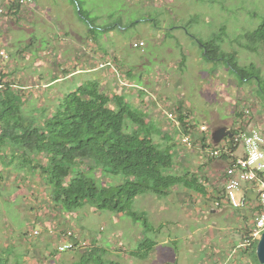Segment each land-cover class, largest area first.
Returning <instances> with one entry per match:
<instances>
[{
	"label": "rangeland",
	"instance_id": "1",
	"mask_svg": "<svg viewBox=\"0 0 264 264\" xmlns=\"http://www.w3.org/2000/svg\"><path fill=\"white\" fill-rule=\"evenodd\" d=\"M36 4L40 11L36 5L34 14L27 12L18 22L11 20L2 26L0 20V73L15 80L28 96L24 113L38 120L51 115L60 109L65 96L94 81V77L86 82L81 76L66 77L74 68L70 61L80 63L90 44L100 43L102 63L115 59L120 67H116L119 72L113 70L112 80L110 75L103 76L102 91L120 94L119 89L127 88L123 81L129 80L128 73L132 72L138 90H130L140 94L145 76L149 92L146 101L154 97L153 92L162 105L160 108L150 100V110L156 114L148 112L149 118L164 130L154 135L155 142L175 145L178 161L184 155L179 166L200 170L209 196L178 187L168 197H137L132 209L144 214L157 229L145 232L143 222H135L128 215L96 211L90 204L73 212L53 209L46 176L44 182L42 176L27 179L24 173L16 174L14 166H0L4 176L0 182V251L15 247L9 264H15L17 254L23 255L20 264H75L87 252L85 246L103 248L105 261L121 264H260L255 243L245 242L256 211L251 206L236 210L220 202L216 187L224 192L223 183L210 170L206 172L208 167L202 168L203 164L211 168L212 161L202 156L196 144L206 138L211 148L218 146L213 133L233 128V121L241 119L240 112L251 104L264 121V47L247 37L264 22V0H36ZM140 42L145 46L135 48ZM200 43L218 46L220 56L209 60ZM79 50L85 55L78 61L75 55ZM233 63L246 74L233 72ZM104 71L100 68L101 74ZM51 75L62 80L47 85ZM125 91L129 104L142 111ZM180 100L191 109L195 124L208 128L205 136L198 127L194 130L195 146L191 150L182 146L164 114L176 113L173 107ZM27 172H31L29 168ZM96 176L106 185H117L124 179L122 175L104 178L100 171ZM36 231L40 235L35 236ZM62 232L77 237L79 250L59 253L56 261L49 259L50 263V253L68 236ZM145 239L157 243L151 256L146 260L132 257L130 251L138 249Z\"/></svg>",
	"mask_w": 264,
	"mask_h": 264
},
{
	"label": "trees",
	"instance_id": "2",
	"mask_svg": "<svg viewBox=\"0 0 264 264\" xmlns=\"http://www.w3.org/2000/svg\"><path fill=\"white\" fill-rule=\"evenodd\" d=\"M0 5H5L8 9L0 20L5 18L4 21L8 23L22 19L21 10L14 12L16 6L11 8L6 0H0ZM79 12L88 20L81 8ZM247 37L249 42L264 47V22ZM203 46L209 60L213 59L212 56L216 58L220 53L219 47L214 44ZM251 68L254 69V66ZM243 69L237 63L231 64V70L241 76L246 74ZM101 87L97 81H87L77 92L64 97L58 111L38 120L29 118L28 114L24 113L29 101L28 96L20 91L21 87L15 80L8 78V75L0 73V166H14L12 170L15 169L14 172L18 171L19 174L24 173L27 179L42 176L44 182L46 176L53 209L73 212L90 204L96 211L128 215L135 222H143L145 232L156 231L144 214L132 209V203L137 197L147 194L168 197L178 187H183L186 192L207 197L208 189L200 177V170L190 171L182 165L179 166V161L183 163L184 155L178 161L175 145L163 146L155 142L154 135L161 134L164 130L155 127L154 120L149 118L148 112L151 110L146 102L144 103L149 92L143 89H139L140 94L137 92L138 98L142 100V104L138 106L142 111H137L129 104L126 95L109 94L103 92ZM150 100L153 98H150L147 104ZM157 103L159 106L160 101ZM175 104L173 108L179 113L184 127L183 134H191L194 138L197 124L188 122L192 115L191 109L181 100ZM155 114L153 110L150 112L152 116ZM234 131L232 130L233 133ZM166 138L167 141L170 140V135ZM203 141L206 142V139ZM227 155L231 153H223L221 158H226ZM28 168L31 172H27ZM181 170H184L182 174ZM98 171L104 178H110L109 175H122L123 182L119 181L117 185L103 184L101 178L96 176ZM3 179L0 171V182ZM258 211L260 212V209H257L256 213ZM158 230L160 231V228ZM248 234L246 240L249 238ZM28 236L27 233L26 237ZM65 240L74 246L68 253L79 250L80 244L74 234L68 233L59 243ZM83 241L81 242L84 243ZM60 244L56 251L50 253L48 260L52 258L56 261V255L66 254L59 251ZM257 244L258 242L253 244L256 253ZM156 245V242L145 239L138 249L130 251V255L146 260ZM250 247L252 246L247 248ZM14 248L13 246L3 249V253L0 251V264H9V257L15 254ZM84 248L88 249L87 252L75 264H121L105 261L107 252L103 248ZM34 249L33 247V251H36ZM16 257L15 264H20L19 260H22L23 255L17 254ZM256 259L258 261L257 256Z\"/></svg>",
	"mask_w": 264,
	"mask_h": 264
},
{
	"label": "built area",
	"instance_id": "3",
	"mask_svg": "<svg viewBox=\"0 0 264 264\" xmlns=\"http://www.w3.org/2000/svg\"><path fill=\"white\" fill-rule=\"evenodd\" d=\"M7 3L14 8V12L21 10L22 13L31 12L32 8L36 6V0H6ZM8 12L5 5H0V17ZM5 18L1 20V25L5 26L10 23H6ZM143 42L135 43L134 47H143ZM7 57V56H6ZM8 58V57H7ZM111 68L117 72L116 67L112 62L107 64H100L99 69ZM168 122L172 123L171 128L173 132L180 136V143L185 148L191 150L194 145V139L191 134H183V125L179 119V114L176 113H164ZM185 114V113H184ZM243 118L241 123H238L236 133L232 138L227 141H223L220 147L211 149L206 146L205 142H199L196 144L197 148H201L204 154L208 153L209 157L213 159H220L223 153H231L238 149L243 150L242 156H235L231 164L227 167L225 172V199L228 204L234 209H241L250 205L247 195L245 194V186H250L255 190L257 194L256 208L260 209L255 215L253 229H251L249 235V242H256L260 240L264 233V226H258V222L264 218V130L258 127L252 120L253 112L251 107H248L242 112ZM188 122L192 125L195 124L193 117L190 116ZM198 127V126H197ZM196 127V128H197ZM200 133L206 134L208 128L201 126ZM208 145V144H207ZM204 148H206L204 150ZM36 235L40 232L36 231ZM73 244L68 241H64L59 245L60 252H66L73 248Z\"/></svg>",
	"mask_w": 264,
	"mask_h": 264
},
{
	"label": "crops",
	"instance_id": "4",
	"mask_svg": "<svg viewBox=\"0 0 264 264\" xmlns=\"http://www.w3.org/2000/svg\"><path fill=\"white\" fill-rule=\"evenodd\" d=\"M36 7H37V12H39L40 11V7L38 5ZM23 14H25V13H22V16H23ZM29 14H34V12L31 10V12ZM84 39H86V37ZM100 46H101L100 43L99 44L91 43L90 46H89V51L87 53V56L85 57V59L83 61H80V63H78L79 65L78 64H72V61H70L71 62L70 65L71 66L74 65V68H72V71L69 72V75L66 78L70 79V78H76V77L81 76L82 82H86V80L88 78L94 77V81L99 82L101 85H103V83H104V77H103L104 75L105 76L106 75H110L109 78H110V80H112L111 77H113L115 75V72H113V70L111 68H109V69L107 68L106 71H104L102 74L100 73L99 66H100V64H103L102 62L104 60L103 52H102L103 48L100 49ZM79 52H80V50L75 55V59H77L78 61L81 60L82 57L85 55V54L84 55L79 54ZM109 62H112L115 67L120 68L119 65L116 63L117 61L115 59H114V61H109ZM109 62H107V63H109ZM107 63H104V64H107ZM181 66H183V64H181ZM117 72H119L118 69H117ZM93 73H95L96 75L92 76ZM104 73H106V74H104ZM130 73L131 72L128 73L129 80H127L125 78V75L123 74V76L125 78V81H123V82H125L124 84H128V86L130 85V86H133V87H131V88L127 87V88H123V89H125V90H127L129 92V96L131 97V99L134 102H136L134 104L136 106H139L140 104H142V100L138 98V96H137L138 93L136 91L132 92L133 90H130V89H138V86H137V84H135V81H134V75L135 74H133V73L130 74ZM120 75H122V74H120ZM49 79H50V81H49V83H47V85H52L55 82H58V81L62 80V79H57L56 80L55 75H53V76L51 75V77ZM131 80H133V82ZM144 80H146L145 76L141 79V82L143 84V88H140V89L146 90L147 88L145 87ZM179 81H181V79ZM105 85L107 86V83H105ZM163 85L169 86L168 84H163ZM123 89L122 88L119 89L120 94H124L126 92ZM150 94L152 96H154V97H152L154 102L157 103V101H160L158 99V97H157V94H155L153 92H151ZM164 95H166L165 98H167V96H169L167 93H165ZM145 102H146V105H148L149 108H150V103L151 102H148V104H147V101H144V103ZM250 106L253 107V104H251ZM183 110H185V109H183ZM260 117H261V115H258V114L255 113L254 120H255V122H256V124L258 126H261L264 129V126H263L264 125V121L260 120L259 119ZM235 123H238V120L235 119V121H233L232 125L235 124ZM230 128H228V129H230ZM199 150L201 151V148H199ZM201 152H202V156H207L208 160L210 159L212 161L211 168H209V166H207L208 164H205V166L203 164L202 168L205 169L206 167H208L206 169L207 170L206 172L214 173L217 176V179L221 183H223V188H225V178H226L225 177V172H226V169L231 164V162H232V160H233V158L235 156H242L243 155L242 148L238 149L236 151L233 150L232 151V155H229V156L227 155L226 158H220V159H213L211 157L209 158V154L206 155V154L203 153V151H201ZM209 170H210V172H209ZM216 189H218L217 192L220 194V197H219L220 198L219 199L220 202L226 203L224 201L225 191L221 192L220 189L217 188V187H216ZM244 191H245V194L247 195L248 200L250 202L249 206H251L253 208V210L257 211L256 205H255V202L257 204V194H256L255 190H253V188H251L250 186L246 185L245 188H244ZM212 211H215V210L212 209Z\"/></svg>",
	"mask_w": 264,
	"mask_h": 264
},
{
	"label": "water",
	"instance_id": "5",
	"mask_svg": "<svg viewBox=\"0 0 264 264\" xmlns=\"http://www.w3.org/2000/svg\"><path fill=\"white\" fill-rule=\"evenodd\" d=\"M232 133L227 128H222L213 133V141H216L218 144L226 137H231ZM257 257L260 264H264V233L258 243L257 247Z\"/></svg>",
	"mask_w": 264,
	"mask_h": 264
},
{
	"label": "clouds",
	"instance_id": "6",
	"mask_svg": "<svg viewBox=\"0 0 264 264\" xmlns=\"http://www.w3.org/2000/svg\"><path fill=\"white\" fill-rule=\"evenodd\" d=\"M123 85H125V86H128V84H124V83H122ZM249 107H251V106H249ZM251 110H252V112H253V117H252V120H253V122L256 124V122H255V120H254V115H255V113H254V111H253V107H251ZM240 114H241V119H237L236 118V120H238V123H241V120H242V118H243V114H242V112H240ZM238 123H235V124H233V128H230V129H228V130H230V132L232 133V136L235 134V132L236 131H238L237 130V126H238ZM257 125V124H256ZM258 126V125H257ZM258 127H260L262 130H264L261 126H258ZM232 130H235L234 131V133L232 132ZM208 133V132H207ZM206 133V134H207ZM206 134H203L204 136L206 135ZM232 136L231 137H226V138H224L223 140H222V142H220L219 143V145L218 146H215V147H213V148H211L210 146H209V143H210V140H208V139H206V138H203V139H206V146H208V147H210L211 149H214V148H218V147H220L221 146V144L223 143V141H227L228 139H230V138H232ZM203 141V140H202ZM204 142V141H203ZM198 144V143H197ZM208 144V145H207ZM208 153H206V155H207ZM225 191V190H224ZM224 201L225 202H227L226 201V199H225V196H224ZM227 204H228V202H227ZM220 205V203L218 202L217 203V206H219ZM230 206V205H229ZM231 207V206H230ZM242 209V208H241ZM236 210H240V209H236ZM258 226H264V218H262L259 222H258ZM250 235V233L248 234V236ZM262 237V236H261ZM261 239V238H260ZM259 241L260 240H258V241H256V242H258L259 243ZM245 242H249V238H248V240H246L245 239ZM253 243H255V242H253ZM249 244H251L250 242H249ZM257 247H258V244H257Z\"/></svg>",
	"mask_w": 264,
	"mask_h": 264
}]
</instances>
